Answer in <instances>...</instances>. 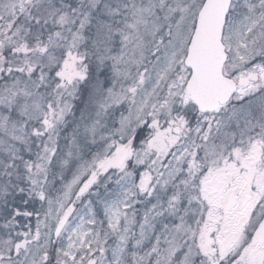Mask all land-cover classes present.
I'll use <instances>...</instances> for the list:
<instances>
[{"label":"snow or ice","instance_id":"obj_1","mask_svg":"<svg viewBox=\"0 0 264 264\" xmlns=\"http://www.w3.org/2000/svg\"><path fill=\"white\" fill-rule=\"evenodd\" d=\"M0 264H264V0H0Z\"/></svg>","mask_w":264,"mask_h":264}]
</instances>
